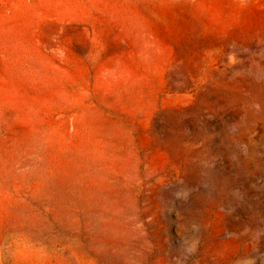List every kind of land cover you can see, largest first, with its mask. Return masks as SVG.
I'll return each mask as SVG.
<instances>
[{
  "label": "rangeland",
  "instance_id": "374dc122",
  "mask_svg": "<svg viewBox=\"0 0 264 264\" xmlns=\"http://www.w3.org/2000/svg\"><path fill=\"white\" fill-rule=\"evenodd\" d=\"M0 264H264V0H0Z\"/></svg>",
  "mask_w": 264,
  "mask_h": 264
}]
</instances>
